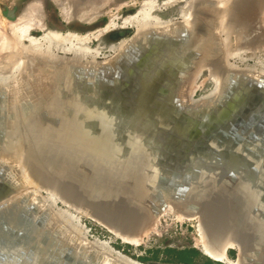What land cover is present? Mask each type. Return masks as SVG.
<instances>
[{
  "label": "water",
  "instance_id": "water-1",
  "mask_svg": "<svg viewBox=\"0 0 264 264\" xmlns=\"http://www.w3.org/2000/svg\"><path fill=\"white\" fill-rule=\"evenodd\" d=\"M246 1L235 0L238 18ZM253 1L237 36L227 32L240 38L238 46L254 39L251 52L264 50L256 45L264 40V0ZM194 2L195 20L210 22L171 45L190 43L181 61L151 29L140 48L101 64L24 56L28 92L17 100L6 91L14 86L0 85V264H102L105 250L91 245L68 241L53 252L34 242L38 233L66 236L61 227L45 228L56 217L46 193L139 240L169 205L202 225L210 208L234 233L226 242L238 250L237 263L264 264V80L233 69L224 37L214 32L220 17L228 29L232 9ZM7 17L15 19V10ZM203 69L222 77L216 101L191 99L187 86ZM34 190L37 202L30 201ZM14 243L19 251L1 253Z\"/></svg>",
  "mask_w": 264,
  "mask_h": 264
},
{
  "label": "bare ground",
  "instance_id": "bare-ground-1",
  "mask_svg": "<svg viewBox=\"0 0 264 264\" xmlns=\"http://www.w3.org/2000/svg\"><path fill=\"white\" fill-rule=\"evenodd\" d=\"M36 1V0H35ZM57 7L60 8V16L63 19V22L68 23L69 20H71V17L74 16L76 18L78 14V18L83 19L86 21L90 20L92 18L91 15L86 14V12L83 13L84 9L79 8V1L80 0H67L71 3V5L63 4V1L66 0H52ZM75 1V2H74ZM90 0L87 1L86 3V9L93 4V1L95 4L100 2V0ZM109 1V0H108ZM180 1V2H179ZM165 0L163 1L162 5H169L178 2V4H181L180 9L178 10L179 14V19L174 20L172 18L168 19L167 21H162L159 17L155 16L153 12L156 10V8H160V4L158 3V0H144L142 3L138 4L137 11L133 14H130L129 16H126L122 18V26H130L135 28V36L134 39H130L128 42H121L117 46L112 45L110 47V51L113 53V57L108 59L107 61L115 58L118 55H126V52L128 49H138L140 48V41L145 40L149 34L148 31L151 29H155L157 32L161 33L162 39H166L164 41L166 48L174 52L179 57V60L184 58L185 52L188 51V46L190 43L188 42L186 46H175L171 47L176 41H181L184 33H191L194 30V25L198 23V28L205 29L204 26L208 25L210 18H205L201 22H198L195 20L197 18V11L194 8V5L196 2L194 0ZM217 4L220 7H227L228 9H232L231 11V17H230V25L228 29H226L225 25H227L226 21L227 19L225 17H220L217 20V24L214 27V32H219L221 33L223 40L222 43L226 45L225 47V53L226 56L231 59L232 56H237L240 54H253L254 52L251 53L248 48H253V41L254 39H245L244 43L241 46H238L239 39L238 37H231L229 40V36L227 35L228 30L230 29L233 35H235L236 31L235 29L239 28L237 25L238 22L240 21V18L245 16L247 17L250 12L252 11L251 5L255 4V1L253 0H247L248 8L242 10V14H240V17H237L236 13L237 8L234 6L237 4L235 0H216ZM253 1L251 4L249 2ZM106 1H103V4ZM65 5V6H63ZM74 6V7H73ZM133 6L132 4H127V3H121L119 8L121 7H130ZM250 6V9H249ZM94 7V6H93ZM41 4L39 2L37 3H30V5L27 7L25 10V13L22 14L18 20L14 22H7L5 23V20L3 22L2 30H0V55L3 56L2 59L0 60V85L1 84H7L9 83L10 85L14 86V88H8L6 90L8 93L12 92L11 95V100H17L18 96H26L27 95V88L22 85V79L23 76L25 75L26 77H29L30 75L28 74L29 70H27V61L24 56L28 55H33L35 57H48L50 59L54 58H59L57 56V53L59 52H64V54H71L72 59L74 60H79L88 63H94V59H96V56L100 55L99 50H90L89 44L91 38L96 39L99 37L102 33H105L107 31H110L111 29L114 30L117 28V24L115 23V19L110 20L104 28H100L90 34H85V35H79L74 32H65L61 33L58 31H53V30H48L44 28V24L40 20V15L38 14L42 13L41 11ZM91 8V7H90ZM117 8V7H116ZM93 9V8H92ZM236 9V10H235ZM90 10V9H89ZM89 10H86L87 12ZM92 11V10H91ZM90 11V12H91ZM40 12V13H39ZM80 14V15H79ZM90 14V13H89ZM97 15V14H96ZM38 16V18H37ZM80 16V17H79ZM95 17V16H94ZM93 17V18H94ZM74 18V19H75ZM114 18V17H113ZM252 18L248 17L249 21H254ZM42 19V18H41ZM77 19V18H76ZM95 19V18H94ZM93 19V20H94ZM43 21V20H42ZM81 21V20H80ZM263 26H264V21H262ZM179 25H181L179 27ZM183 25V26H182ZM253 25H251L250 28ZM249 27L246 26L245 28L247 29ZM33 30H39L42 31V37L40 38H34L31 36L30 32ZM185 30V31H184ZM203 31V30H202ZM32 33V32H31ZM40 35V36H41ZM190 35V34H189ZM237 36V35H235ZM195 36H193L194 38ZM246 38V36L242 35L241 39ZM199 39L194 38L191 41V45H195L196 42H198ZM256 43L257 47L260 44L264 43L263 41H259ZM231 47H234V50H231ZM256 47V48H257ZM262 48L264 49V45H262ZM96 49V48H95ZM102 50V49H101ZM175 50V51H174ZM260 50V49H257ZM257 52V51H255ZM259 52V51H258ZM60 55V54H59ZM30 56V57H31ZM86 56L90 57L92 60H87L83 61V58H86ZM173 60V59H172ZM106 61V62H107ZM181 61V60H180ZM97 62V61H96ZM98 63V62H97ZM101 64V63H100ZM233 65V64H232ZM236 67V65H234ZM235 69V68H234ZM209 71V75L214 79L215 82V87L211 92H209L208 97L212 99V101L217 100V96L219 93L223 92L222 89V81H221V76H217L213 73H211L210 69H207ZM236 70V69H235ZM242 73H246V75L253 77L255 79H263L264 80V73H251V71L248 70H237ZM257 72V71H256ZM259 72V71H258ZM58 74V73H57ZM219 75V74H218ZM247 76V77H248ZM221 77V78H220ZM245 77V76H244ZM197 79V78H195ZM6 80H11L6 81ZM195 80H193L190 85L192 87L193 83ZM222 86V87H221ZM188 87V86H187ZM192 92L195 89V86L190 88ZM189 89V90H190ZM180 93V92H179ZM221 95V94H220ZM192 97V96H191ZM205 97V96H204ZM202 98V97H200ZM192 99V98H191ZM198 100V99H196ZM26 193V192H24ZM31 193V202H37L36 196L38 191L34 190ZM28 195V194H27ZM46 196L50 198L51 201H53L54 205L57 204V198L53 193H46ZM204 203V202H203ZM229 203H224V207L226 210V206H228ZM67 207H64V209H58L55 208V215L58 220H56V217L53 215L51 219H48L46 221V227L50 231H53V229H57L61 227V230L65 232L66 236L65 237H60L57 238L55 236H51L49 239L44 238L41 233L35 234V243H42L43 249H48L53 252H59L60 249L66 244L68 241L73 244L75 247H80V246H88L91 245V248H99L105 250V252L102 253V255H99V259L101 260L102 264H141L138 263L135 260H132L126 255H123L121 252L114 250L110 245L107 244V242H102L98 240H94L91 242L86 238V234L88 231L84 228V226L80 222V215L86 217L87 219H90L93 221L95 224L99 225L111 235L115 236L118 238L121 242L127 243L133 246H138L143 242L142 240L139 239H133L129 237H120L115 232H113L112 229H109L99 221H97L94 218H91L87 216L85 213H76L73 210H68L66 209ZM211 209L206 208L204 209L205 213H202L203 216L201 217V220L204 221V224L202 225L201 222L200 224L197 221V218L194 217H187L183 216L182 214L178 213L177 211H174L170 205L168 206L167 210H164L160 213L159 218L157 220H161L162 218L165 217H173L176 219V221L182 222V221H194L196 223V231L198 233V237L195 241V246L201 249L203 254L206 257H210V259L217 261V262H222L224 264H238L236 260H230L227 252L228 250L236 247L233 246V243L226 242L228 238H232L233 234L232 233L230 236L227 234L228 232L226 231V226H223L222 224L216 223L215 218L211 214ZM159 220V221H160ZM158 223V221H157ZM157 223L153 224V226L149 229L148 232L144 234L143 238L148 237V235L152 232H154L157 228ZM157 231V230H156ZM229 236V237H228ZM81 248V247H80ZM230 248V249H229ZM6 249H11L15 251H19L21 249V245L19 243H14V244H9L4 245L1 253H4ZM236 253L238 250H235ZM80 255V254H77ZM45 258V257H44ZM43 258V263H46V260ZM17 264V263H15Z\"/></svg>",
  "mask_w": 264,
  "mask_h": 264
},
{
  "label": "rangeland",
  "instance_id": "rangeland-1",
  "mask_svg": "<svg viewBox=\"0 0 264 264\" xmlns=\"http://www.w3.org/2000/svg\"><path fill=\"white\" fill-rule=\"evenodd\" d=\"M88 0H80L79 1V8L84 9L83 13L86 12L88 15H93L90 20H83L78 18V14L76 18L74 16L71 17V20L68 23L63 22V19L60 16V8L56 6V4L52 0H0V28L4 25L2 21L5 20L7 22H14L19 19V17L25 13V10L30 5V3H37L41 4V11L40 20L47 27L48 30L58 31L61 33H65L67 31L74 32L79 35L90 34L100 28H104L105 25L110 21L115 19V23L117 24V28L114 30L107 31L102 33L96 39L91 38L89 44L90 50H99L100 55L96 56V59H90V57L86 56L83 58V61L92 60L94 64L105 63L108 59L112 58L114 55L110 51V47L112 45L117 46L121 42H128L132 36L135 34V28L130 26H122V18L129 16L137 11L138 4L142 3L144 0H100L97 4L93 1V4L86 9V3ZM90 0L89 2H91ZM103 1L104 2L103 4ZM163 1L165 0H158V3L161 5L160 8H156L153 14L159 17L162 21H167L168 19L172 18L174 20L179 19L178 10L181 7V4L173 3L169 5H162ZM185 1V0H183ZM182 1V2H183ZM63 4L71 5L69 1H63ZM75 2V1H74ZM132 4L133 6L130 7H121V3ZM180 2V1H179ZM65 6V5H63ZM72 6V5H71ZM94 6V7H93ZM49 7L54 11V15L58 20V24L54 23L52 25L49 23ZM66 7V6H65ZM74 7V6H73ZM117 7V8H116ZM93 8V9H92ZM15 10V19H9L7 17V13L11 10ZM86 10H89L88 12ZM92 10V11H91ZM91 11V12H90ZM90 13V14H89ZM97 14V15H96ZM80 15V14H79ZM37 16V18H38ZM95 16V17H94ZM80 17V16H79ZM95 19H94V18ZM114 17V18H113ZM42 18V19H41ZM75 18V19H74ZM94 19V20H93ZM2 20V21H1ZM43 20V21H42ZM3 24V25H2ZM57 24V25H56ZM2 30V29H0ZM32 32V33H31ZM30 34L34 38L42 37V31L33 30ZM41 35V36H40ZM96 48V49H95ZM102 49V50H101ZM231 50H234V47H231ZM252 53V52H251ZM60 54V55H59ZM71 57V54H62V52L57 53V56L64 57ZM3 56L0 55L2 59ZM73 57V56H72ZM0 59V60H1ZM98 63H97V62ZM110 61V60H109ZM88 62V61H87ZM108 62V61H107ZM93 63V62H92ZM230 63L233 64V69L236 70H248L251 73H264V50L254 52L253 54H240L237 56H232L230 59ZM236 65V67L234 66ZM257 71V72H256ZM259 71V72H258ZM194 79V83L192 84L195 89L190 92V96H192V100L200 99V97L207 96L211 90L215 87L214 79L209 75V71L203 69L200 71L199 75ZM11 81V80H6ZM190 85V84H189ZM188 85V87H189ZM190 86V88H192ZM189 88V89H190ZM191 91V89L189 90ZM44 195V194H42ZM64 209V205L57 202L55 208ZM67 209V208H66ZM56 210V209H55ZM70 210V209H68ZM160 220V219H159ZM158 220L157 228L154 232L150 233L148 237L143 238V242L138 246H133L129 244L127 247V243H121L118 238L111 235L108 231L100 227L99 225L95 224L90 219H87L84 216L80 215V222L86 229L87 234L86 238L91 242L94 240L107 242L114 250L121 252L123 255L128 256L132 260L137 261L138 257L144 256H151V254H146L147 250L150 249H160L163 250L165 248H172V249H183V248H194L198 250L201 254L203 253L201 249L195 246V241L198 237L196 223L194 221H176L173 217H165L162 218L160 221ZM231 250H228V252ZM233 257L227 255L230 260L236 259V251L233 250ZM202 256L206 257L202 254ZM163 258L162 256H159ZM214 261V260H213ZM196 262L199 264H203L202 259H198ZM217 262V261H215ZM160 263V262H159ZM224 264L222 262H219ZM145 264V263H141Z\"/></svg>",
  "mask_w": 264,
  "mask_h": 264
},
{
  "label": "trees",
  "instance_id": "trees-1",
  "mask_svg": "<svg viewBox=\"0 0 264 264\" xmlns=\"http://www.w3.org/2000/svg\"><path fill=\"white\" fill-rule=\"evenodd\" d=\"M49 23L55 25L58 24V20L55 17L54 11L49 7ZM56 24V25H57ZM129 247V245H127ZM231 257H233L234 251L228 252ZM146 254H151V256L138 257L137 260L145 264H199L196 262L198 259L203 260V264H221L215 262L207 257L202 256V254L194 248H183V249H172L165 248L160 249H150L146 251ZM162 256L163 258L159 257ZM160 262V263H159Z\"/></svg>",
  "mask_w": 264,
  "mask_h": 264
}]
</instances>
